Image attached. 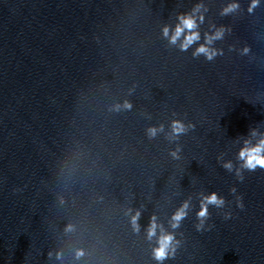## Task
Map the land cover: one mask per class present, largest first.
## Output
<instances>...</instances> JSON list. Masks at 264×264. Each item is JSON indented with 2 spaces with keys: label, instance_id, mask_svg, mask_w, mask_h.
<instances>
[{
  "label": "water",
  "instance_id": "water-1",
  "mask_svg": "<svg viewBox=\"0 0 264 264\" xmlns=\"http://www.w3.org/2000/svg\"><path fill=\"white\" fill-rule=\"evenodd\" d=\"M200 2L0 0V264H157L153 217L180 241L165 264H264V171L239 183L218 159L264 134V4L202 0V37L228 29L208 62L162 33ZM210 191L228 204L197 231Z\"/></svg>",
  "mask_w": 264,
  "mask_h": 264
},
{
  "label": "clouds",
  "instance_id": "clouds-1",
  "mask_svg": "<svg viewBox=\"0 0 264 264\" xmlns=\"http://www.w3.org/2000/svg\"><path fill=\"white\" fill-rule=\"evenodd\" d=\"M264 4V0H249V6L247 11L249 14L255 12V10ZM239 0H230L221 10V16H229L240 10ZM207 12V8L204 3L201 2L194 5L191 11L180 13L177 16V23L174 27L164 26L162 29L163 36L168 39L169 43L172 45H178L179 50L182 52L188 51L194 45L195 50L192 55L194 58L203 56L208 62L216 59L217 56L223 55L222 49H217L214 44L218 40H222L228 29L225 26L216 27L212 26V31L201 34L200 25L205 21L204 13ZM203 39V43L201 40ZM249 49H244V54H247ZM125 108H131L132 105L129 102H125ZM191 125H185L183 121L174 120L172 122V130L175 136H180L185 134ZM162 130V129H161ZM150 136L154 137L157 133L156 128H150ZM249 139L243 141V146L239 149L236 154L235 161L223 160V158H218L221 167L230 173H234L237 181L243 183L245 180L246 173H255L258 170L264 171V134H260L256 129L250 130ZM255 138V139H253ZM231 195L235 197V206L240 210L245 208L244 198L238 195L237 187L233 186L230 189ZM228 204L226 198L216 191H210L207 194H201L199 200V210L196 212V218L198 223L196 224L197 231L211 230V226L207 229L205 225L210 218L211 207L217 209L225 208ZM191 207L190 201H185L171 216V227L172 229H177L180 227L184 219L187 218L189 209ZM140 213L137 212L135 216L132 217V224L134 228L138 231L139 225L138 220ZM233 219V212L231 210L225 212L224 220L230 221ZM159 230V236L156 240L157 246L153 248L152 255L153 259L157 264H165V261L169 259H174L176 252L179 248L180 241L176 239L174 232H166L162 225L157 223V218L153 217L152 221L148 227L147 235L149 240L157 237V232ZM82 255V253H80Z\"/></svg>",
  "mask_w": 264,
  "mask_h": 264
}]
</instances>
